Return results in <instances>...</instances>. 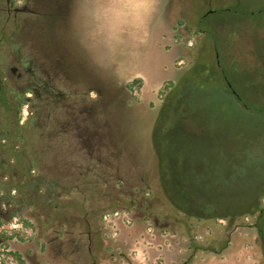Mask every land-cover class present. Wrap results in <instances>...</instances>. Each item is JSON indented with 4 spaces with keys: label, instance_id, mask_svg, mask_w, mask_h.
I'll return each instance as SVG.
<instances>
[{
    "label": "rangeland",
    "instance_id": "rangeland-1",
    "mask_svg": "<svg viewBox=\"0 0 264 264\" xmlns=\"http://www.w3.org/2000/svg\"><path fill=\"white\" fill-rule=\"evenodd\" d=\"M13 1L18 5L30 0ZM165 1L156 0L142 34L144 43L128 41L110 55L102 44L82 39L77 26L80 0H74L75 12L68 14L57 7L58 0H41L45 10L35 14L21 11L16 17L4 10V0H0V60L6 71L15 55L31 56L40 47L44 52L54 46L60 51L64 42L73 39L70 45L75 60L87 74L86 78L74 77L72 84L62 76L52 78L62 95L47 100L31 96L17 114L0 109V192H13V199L21 200L19 207L8 209L0 224L7 233L14 224L24 236L10 242L30 264L175 262L173 255L164 257V253L173 251L177 238L170 231L145 229L140 212L132 205L140 201L142 192H159L152 138L155 117L167 92L160 89L171 88L203 54L214 59V52L209 38L201 35L192 40L191 47L186 43L181 64L176 58L163 67L162 60L168 57L161 58L152 40ZM189 1L197 4L195 12L200 16V0ZM228 2L232 23L226 29L229 51L221 61L250 109H242L239 120L217 121L198 94L189 98L187 110L199 106L189 112L205 128L199 132L209 139L204 144L211 141L234 152L249 151L251 158L257 157L253 163L264 165V0ZM190 18L185 23L195 28L194 16ZM38 22L45 30L35 26ZM209 22L213 34L223 33L212 19ZM51 29L58 33L57 39ZM133 49L139 51L138 57L129 54ZM134 79L140 82L131 89L129 83ZM108 109V117L115 122L112 126L105 114ZM228 115L234 116L232 112ZM142 146L149 151L147 155ZM184 147L181 141V149ZM130 152H135L136 160ZM162 221L157 216L155 223ZM245 230H237L242 236L239 245L244 250V264H264L253 234Z\"/></svg>",
    "mask_w": 264,
    "mask_h": 264
},
{
    "label": "trees",
    "instance_id": "trees-1",
    "mask_svg": "<svg viewBox=\"0 0 264 264\" xmlns=\"http://www.w3.org/2000/svg\"><path fill=\"white\" fill-rule=\"evenodd\" d=\"M229 5L205 15L202 30H198L209 38L212 51L218 52L223 70L216 65L215 59L203 54L200 60H193L171 88L160 89V92H167L155 117L152 138L159 192H142L140 201L132 205L140 212V220H143L140 224L146 226L145 229L170 231L174 239L177 238L175 252L182 250L173 264H199L209 255H222L229 246L237 248L243 242L237 231L240 228H246L247 233L253 234L264 262V165L253 163L252 159L257 160V157L251 158L249 151L245 153L240 149L234 152L229 146L211 141L204 144L209 139L199 132L205 128L199 126L196 115L189 112L196 111L199 106L194 105L187 110L189 98L198 94L207 101L205 106L216 115L217 121L223 122L231 117L239 120L242 118L241 110L250 109L236 89L227 66L221 61L229 51L226 29L230 28L223 27V33L216 35L209 29L212 27L210 22L208 24L209 19L219 26L226 21L232 25ZM77 63L80 67V62ZM43 79L51 84L47 77ZM139 82L140 79L132 80L129 88ZM16 102L12 107V102L0 93V109L17 114L27 101ZM107 111L110 110L105 114L112 126L115 122L110 120ZM227 111L234 116H229ZM15 120L18 122L19 116ZM181 141L185 142L184 150L181 149ZM141 148L146 155L149 153L145 146ZM261 148L264 150V146ZM130 155L135 159V152H130ZM15 215H9L8 219ZM157 216L163 219L160 225L155 223ZM0 235L5 240L13 237L24 239L14 228L10 233L2 230ZM5 255H11L15 264H30L17 250L4 252ZM4 259L1 264H4Z\"/></svg>",
    "mask_w": 264,
    "mask_h": 264
},
{
    "label": "flooded vegetation",
    "instance_id": "flooded-vegetation-1",
    "mask_svg": "<svg viewBox=\"0 0 264 264\" xmlns=\"http://www.w3.org/2000/svg\"><path fill=\"white\" fill-rule=\"evenodd\" d=\"M27 3L32 4L34 8L27 7ZM37 3H40V6H38ZM228 3V0H202V2L200 0L199 8L200 11L202 10L203 12L199 16L196 15L195 12L197 6L195 2L192 4L189 0H166L159 16L161 22L157 25L152 40V45L154 48H158L161 58L165 56L168 57L167 61L165 59L162 60L163 67L165 63L168 64L171 60L175 61L176 58H180L176 60V63L181 64V57L185 54V48L191 47L192 40H196L197 37L202 35V31L198 30H202V20L205 15L223 9ZM4 5V10L8 13L12 12L13 17H16L17 13L21 11L35 14V12L45 10L44 2H41V0H30L18 5H15L13 0H4ZM74 5V0H58L57 7L62 8L64 10L63 12L68 14L75 9ZM218 5L222 6L218 7ZM191 15H193L195 19V28L190 29L185 22L191 19ZM68 16L70 17L71 14ZM34 24L35 26L37 24V27L41 30H45L43 25L39 22ZM228 25L229 23L226 21L223 22L220 27L226 29ZM51 32L54 37L56 36L55 39H57L58 33L56 30L51 29ZM71 42H73V39ZM71 42L70 40L69 43L64 42L66 46L60 42L62 44L60 51L54 46V48L51 49L52 51L46 50L44 52L41 51L40 47L38 49H33L34 53L31 56L22 57L21 55H15L12 64L9 65L8 63L6 65L9 72L6 71L2 60H0V93L2 92L7 99H11L12 107H15L17 100L27 101L31 99V96H34L37 100H47L55 96H61L62 92L57 91L55 84L52 83V78L55 79L58 76H62L67 83L71 84L74 82V77L86 78L85 76H87V74L83 71V66H77V68H75L78 63L75 60L74 47L70 45ZM186 43H188V47L185 46ZM214 59L216 65L223 70L217 51H214ZM169 67H171L170 64ZM261 73L264 79V66ZM43 77H47L49 81H51V84L49 85L48 82H45ZM84 81L83 79L82 84H84ZM227 84L229 85L228 82ZM6 212L7 210L0 207V217L2 219ZM0 227L1 233L3 229L1 224ZM15 238L17 237L5 240L0 235V264L3 257L5 258L4 264H15L11 255L4 256V250L9 251L8 246L11 247L13 251L17 250L23 258L25 257L18 247H12L14 242L11 243L10 240ZM17 239L20 240L19 238ZM5 244H7V247H4Z\"/></svg>",
    "mask_w": 264,
    "mask_h": 264
},
{
    "label": "clouds",
    "instance_id": "clouds-1",
    "mask_svg": "<svg viewBox=\"0 0 264 264\" xmlns=\"http://www.w3.org/2000/svg\"><path fill=\"white\" fill-rule=\"evenodd\" d=\"M156 0H80L77 26L82 39L102 44L114 55L128 41L144 43L143 32ZM133 58L140 55L133 49Z\"/></svg>",
    "mask_w": 264,
    "mask_h": 264
},
{
    "label": "crops",
    "instance_id": "crops-1",
    "mask_svg": "<svg viewBox=\"0 0 264 264\" xmlns=\"http://www.w3.org/2000/svg\"><path fill=\"white\" fill-rule=\"evenodd\" d=\"M1 188H4L3 185L1 186ZM13 192H10V194H3V192H0V207L4 208L5 210L8 211L9 208H17L20 206V202L19 199H13ZM18 203V204H16ZM9 219L7 218L6 221H8ZM242 243V242H241ZM240 243V244H241ZM241 247V248H240ZM243 249L242 246L238 245V247H232L229 246L222 255L218 256V255H209L206 258H203L199 264H244L243 259H242V255H243ZM175 249H173L172 252H165L164 253V257L168 256V255H173L174 259H177V255L175 254ZM250 263V261H249ZM248 263V264H249ZM169 264V263H168ZM254 264V263H252Z\"/></svg>",
    "mask_w": 264,
    "mask_h": 264
},
{
    "label": "built area",
    "instance_id": "built-area-1",
    "mask_svg": "<svg viewBox=\"0 0 264 264\" xmlns=\"http://www.w3.org/2000/svg\"><path fill=\"white\" fill-rule=\"evenodd\" d=\"M11 227H15V225L14 224H12V225H10Z\"/></svg>",
    "mask_w": 264,
    "mask_h": 264
}]
</instances>
